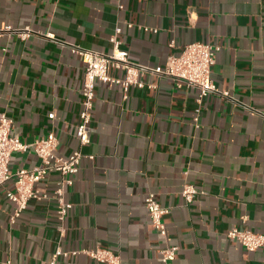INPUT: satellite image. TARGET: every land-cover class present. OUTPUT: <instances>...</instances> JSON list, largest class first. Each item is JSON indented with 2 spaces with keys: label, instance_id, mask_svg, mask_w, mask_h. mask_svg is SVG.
I'll return each instance as SVG.
<instances>
[{
  "label": "crops",
  "instance_id": "obj_1",
  "mask_svg": "<svg viewBox=\"0 0 264 264\" xmlns=\"http://www.w3.org/2000/svg\"><path fill=\"white\" fill-rule=\"evenodd\" d=\"M6 26L34 32L0 38V114L26 144L54 132L62 155L79 148L86 66L70 46L111 53L117 27L130 60L149 68L188 44L220 46L212 79L227 96L206 98L196 124V89L144 76L147 87L126 98L98 83L65 232L53 201H31L12 224L11 182L0 188V264H50L58 250V264H105L85 253L99 250L121 264H163L167 245L179 248L174 264H264V249L227 237L235 228L264 235V0H0ZM40 163L15 154L11 171ZM58 179L38 187L52 191ZM187 184L200 192L192 203ZM149 194L169 210L167 241L151 225Z\"/></svg>",
  "mask_w": 264,
  "mask_h": 264
},
{
  "label": "built area",
  "instance_id": "obj_2",
  "mask_svg": "<svg viewBox=\"0 0 264 264\" xmlns=\"http://www.w3.org/2000/svg\"><path fill=\"white\" fill-rule=\"evenodd\" d=\"M121 33L122 28L117 27L114 36L110 38L113 49L108 54L80 46H70L72 53L79 56L86 66L81 89L82 109L76 131L79 148L71 154L65 156L60 153V141L54 132L31 144L22 142L13 135V120L6 114H0V188L6 187L12 182L13 189L7 191V198L15 207L11 216L12 224H15L21 217L31 201H53L57 206L60 230L62 233L65 232L64 223L74 207L67 201L66 193L69 188L75 186L76 178L80 172L84 158L82 148L91 144V124L98 83L121 87L126 98L131 88L143 89L147 87L142 81L144 76L171 80L178 88L196 89L198 91V109L194 120L196 124H199L202 106L206 98L211 95L227 96V93L218 90L212 79V71L217 64L218 54L221 52L220 46L209 43L188 44L182 48L179 56L170 58L165 66L149 68L130 60L129 53L122 49V43L118 39ZM33 34V30L30 28H15L13 26L0 28V38L17 36L25 41ZM112 70L122 73L123 76H113ZM148 87L153 88L152 86ZM29 152H33L40 159V165L31 169H20L13 173L11 171L13 156ZM90 158L93 159V157ZM53 175H58L59 179L52 191L42 190L38 187L41 183H48ZM199 194L200 192L193 185L187 184L182 192V197L187 203H192ZM145 207L149 212L151 225L159 236L167 241L168 228L163 218L169 213V210L161 206L155 194H149L146 197ZM227 237L232 242L242 245L248 252L264 249V235L261 234L235 228L228 233ZM178 252V247L167 245L159 250L160 261L163 264H174ZM85 253L101 263L121 264L119 257L107 250ZM77 254L79 253H73V255ZM60 255L62 252L58 250L50 264H58Z\"/></svg>",
  "mask_w": 264,
  "mask_h": 264
}]
</instances>
